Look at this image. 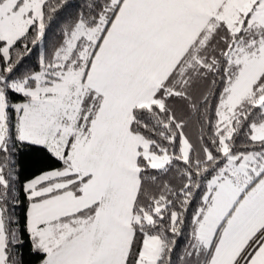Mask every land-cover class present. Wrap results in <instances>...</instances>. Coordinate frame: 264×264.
<instances>
[{"label": "snow or ice", "instance_id": "obj_1", "mask_svg": "<svg viewBox=\"0 0 264 264\" xmlns=\"http://www.w3.org/2000/svg\"><path fill=\"white\" fill-rule=\"evenodd\" d=\"M57 11L0 0V264H264V0H89L20 71Z\"/></svg>", "mask_w": 264, "mask_h": 264}, {"label": "trees", "instance_id": "obj_2", "mask_svg": "<svg viewBox=\"0 0 264 264\" xmlns=\"http://www.w3.org/2000/svg\"><path fill=\"white\" fill-rule=\"evenodd\" d=\"M53 7H58V11L55 14V23H53L52 27L47 31L46 36L43 41L40 42L38 46L35 47L34 51L30 56L24 59L23 63L20 65V71L23 70H39L38 68V55L40 52H46L49 56H51L54 48L59 44V32L60 26L63 23H70L77 15L81 9L89 2V0H50ZM31 47V45H29ZM181 115L180 112L177 113ZM209 116L215 119L214 116V106L210 105ZM186 136L189 140L196 145L199 146L201 136L204 137L205 140L208 139V136L211 132V128L208 125H205L203 131L200 128V125L195 121H190L184 129ZM243 137L241 136L237 140V144L239 145L240 140ZM166 143V142H165ZM177 152L179 147V140L177 139ZM22 164H23V173L21 175V179H28L33 177L34 175L39 174L40 171L46 170L49 167H58V163L54 161H36L31 155H25L22 157ZM178 166L183 167L181 162H177ZM153 175H158V183L152 186V191L158 192L160 186L164 183H169L171 187L175 190H179L182 186V181L177 175L176 168H173L167 174H158L155 170H150ZM198 197L194 200L186 214L187 218L190 220L192 211L197 207ZM187 227L184 230V237L179 238V243L175 248V252L172 256L174 264H177L179 255L182 254L184 246L186 244V235H187ZM24 260L25 264H31L32 258L29 257L27 246L24 248Z\"/></svg>", "mask_w": 264, "mask_h": 264}]
</instances>
